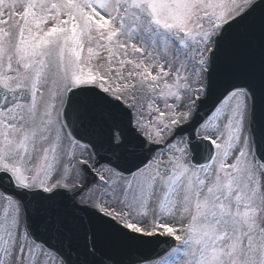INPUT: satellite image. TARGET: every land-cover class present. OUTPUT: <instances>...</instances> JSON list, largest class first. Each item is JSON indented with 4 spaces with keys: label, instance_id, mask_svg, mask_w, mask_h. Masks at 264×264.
Wrapping results in <instances>:
<instances>
[{
    "label": "snow or ice",
    "instance_id": "6c2138e0",
    "mask_svg": "<svg viewBox=\"0 0 264 264\" xmlns=\"http://www.w3.org/2000/svg\"><path fill=\"white\" fill-rule=\"evenodd\" d=\"M258 115L264 0H0V264H264Z\"/></svg>",
    "mask_w": 264,
    "mask_h": 264
},
{
    "label": "water",
    "instance_id": "95a60500",
    "mask_svg": "<svg viewBox=\"0 0 264 264\" xmlns=\"http://www.w3.org/2000/svg\"><path fill=\"white\" fill-rule=\"evenodd\" d=\"M207 111H208L207 107L201 108L200 109L201 116L205 115L207 113ZM256 127H257L258 134L259 135H264V119H263V116H260V115L257 116ZM0 189L3 190L4 192H7V193H11L12 192L11 188L8 187L7 185H0ZM26 199L29 202V221L31 223L35 224L36 215H35L34 210H35L36 205L34 204V202H32L31 197H26ZM52 243L55 244L56 241L53 240ZM160 244H161L160 242H157L155 244L149 243V244L141 245L136 250H134L132 255H133V257H138L141 254H143V255H153L154 253L159 252V250H157L156 247L159 246ZM164 245H165V247L167 246L166 244H164ZM153 248H154L155 252L151 253ZM148 249H152V250L149 252ZM73 259L75 260V254L74 253H73Z\"/></svg>",
    "mask_w": 264,
    "mask_h": 264
},
{
    "label": "rangeland",
    "instance_id": "374dc122",
    "mask_svg": "<svg viewBox=\"0 0 264 264\" xmlns=\"http://www.w3.org/2000/svg\"><path fill=\"white\" fill-rule=\"evenodd\" d=\"M88 151H89V149H88ZM77 152H79V149H77ZM90 152V151H89Z\"/></svg>",
    "mask_w": 264,
    "mask_h": 264
}]
</instances>
